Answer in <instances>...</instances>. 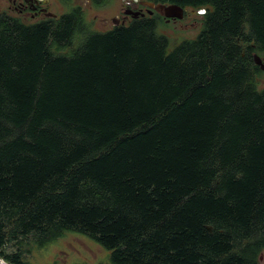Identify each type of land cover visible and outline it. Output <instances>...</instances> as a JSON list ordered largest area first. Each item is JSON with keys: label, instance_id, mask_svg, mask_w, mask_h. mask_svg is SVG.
<instances>
[{"label": "trees", "instance_id": "obj_1", "mask_svg": "<svg viewBox=\"0 0 264 264\" xmlns=\"http://www.w3.org/2000/svg\"><path fill=\"white\" fill-rule=\"evenodd\" d=\"M138 1L202 10L203 29L168 50L157 12L105 32L79 8L35 23L0 13L9 264L66 233L108 264H259L264 0Z\"/></svg>", "mask_w": 264, "mask_h": 264}, {"label": "rangeland", "instance_id": "obj_2", "mask_svg": "<svg viewBox=\"0 0 264 264\" xmlns=\"http://www.w3.org/2000/svg\"><path fill=\"white\" fill-rule=\"evenodd\" d=\"M22 1L0 0V13L20 18L26 23H35L48 18L47 14L59 18L73 8H79L84 23L94 32L110 30L115 20L118 21L117 25L127 24L131 18H125L123 12L140 4V1L134 2V0H108L104 5L97 7L90 0H70L66 4L58 0H44L45 3H41L40 7L45 8L46 13L34 14L28 9L19 7ZM157 13L162 15L159 10ZM200 14L201 11L186 9L181 20H170L157 28V33L168 40V50L183 41L197 37L203 29ZM258 84L260 89H264V74L260 76ZM4 251L10 253L11 248H6ZM0 259L4 260L1 257ZM108 259L109 252L94 241L81 234L66 233L43 248L33 249L29 254L24 255L21 262L23 264H108ZM259 264H264V252L259 257Z\"/></svg>", "mask_w": 264, "mask_h": 264}, {"label": "water", "instance_id": "obj_3", "mask_svg": "<svg viewBox=\"0 0 264 264\" xmlns=\"http://www.w3.org/2000/svg\"><path fill=\"white\" fill-rule=\"evenodd\" d=\"M138 0H134V2H137ZM141 5H144L146 7H148L149 9V14L152 13V11H156L159 10L162 12V16L167 20H181L185 14V9H182L179 6L176 5H169V6H165V5H156L150 2H146V1H140L139 2ZM124 15L125 16H129L131 19H136L139 16L140 17H144V14L139 13V12H135L132 10H125L124 11ZM47 17H51L53 18L52 15L47 14ZM117 20L113 21L114 26L117 25ZM254 62L257 66H259V68L261 69V71L264 72V61H262L259 56L255 55L254 56ZM0 264H9L7 262H5L4 260L0 259Z\"/></svg>", "mask_w": 264, "mask_h": 264}, {"label": "flooded vegetation", "instance_id": "obj_4", "mask_svg": "<svg viewBox=\"0 0 264 264\" xmlns=\"http://www.w3.org/2000/svg\"><path fill=\"white\" fill-rule=\"evenodd\" d=\"M21 1V0H20ZM43 4L45 3L44 0H23L19 7L20 8H23V9H28L30 11H32L34 14H37V13H46V9L43 8V7H40V4ZM127 10V9H126ZM130 10V9H128ZM132 11H135V12H139V13H142L144 14V16H151L153 14V12H156V11H152L151 14H149V9L148 7L144 6V5H141V4H138V5H135L133 6V8L131 9ZM124 13V12H123ZM140 17V16H139ZM125 18H130L129 16H126ZM166 20V19H165ZM167 21V20H166Z\"/></svg>", "mask_w": 264, "mask_h": 264}, {"label": "clouds", "instance_id": "obj_5", "mask_svg": "<svg viewBox=\"0 0 264 264\" xmlns=\"http://www.w3.org/2000/svg\"><path fill=\"white\" fill-rule=\"evenodd\" d=\"M201 14H204L203 12H201Z\"/></svg>", "mask_w": 264, "mask_h": 264}]
</instances>
